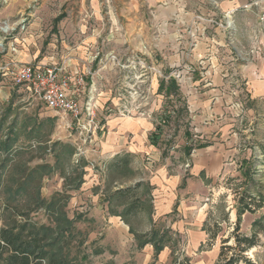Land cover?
I'll return each instance as SVG.
<instances>
[{
	"label": "rangeland",
	"instance_id": "374dc122",
	"mask_svg": "<svg viewBox=\"0 0 264 264\" xmlns=\"http://www.w3.org/2000/svg\"><path fill=\"white\" fill-rule=\"evenodd\" d=\"M2 3L0 0V26L5 23L17 32L18 25L25 20L23 24L28 25V30L17 37L40 35L32 46L42 55L60 51L64 55L86 54V58L76 61L90 73L85 82L97 104L98 125L108 115L144 118L157 125L159 117L167 116L166 111L172 112L170 121L161 128L158 158L132 155L130 168L136 173L135 177L116 180L122 186L144 181L153 188L151 214H138L131 222L140 234L148 233L153 223L172 231L173 243L155 257L150 245L137 249L128 226L120 218L110 216L102 202L105 167L115 156H107L104 164L98 162L95 155L99 152L101 131L90 137L83 130L67 128L71 125L68 117L46 109L0 71V142L16 137L10 153L16 164L29 168L44 163L53 165L54 151L58 150L56 144H66L74 148L76 154L73 160L63 163L65 172H69L78 157L99 169H84L85 184L69 192L71 197L66 207L69 219L81 215L84 220L76 227L87 233L86 251L100 249L102 252L90 257L91 264H223L219 255L224 248L228 250L222 251V260L234 256L239 258L238 264H264V95L252 96L237 73V83L227 92L231 104L224 107V126H229L227 137L220 133L215 135L216 131L213 140L197 139L185 91L180 87L179 97L170 99L157 92L167 72L180 86L176 77L187 71L197 78V68H201L200 64L188 68L181 62L180 53L192 49L193 43L183 44L181 36L187 27L175 26L173 15L166 16L167 0H5V4ZM253 9L258 16L259 8ZM196 17L197 23H203L204 32L211 33L210 26L214 24L209 23L210 19ZM59 31L64 35L63 42L58 38ZM259 32L264 38L263 26L256 34ZM263 42L258 43L255 52H260V59L264 61ZM247 49L250 53L251 49ZM167 56L174 59L171 67ZM257 56L250 53L246 62L234 59L238 65L249 67L258 62ZM3 63L0 58V68ZM45 144L51 152L43 150ZM198 144H208V147L216 144L228 152L217 177L206 178L204 172L198 177L190 175L186 163L193 151L186 156L183 149L192 146L197 150ZM4 158L5 154L0 152V161ZM161 169L168 177L177 176L179 172L181 180L169 212L158 216V194L166 188L151 185L150 177ZM6 180L7 175L0 187V207L10 196L7 190L12 183ZM186 180L191 182L190 186ZM62 186L59 172L44 178L41 197L49 199L55 192L62 191ZM19 199L23 202L25 197ZM246 204L248 210H245ZM30 219L38 224L48 223L41 210L31 213ZM213 233L216 236L211 240ZM253 236L255 245L240 254L243 246L237 245L236 238Z\"/></svg>",
	"mask_w": 264,
	"mask_h": 264
},
{
	"label": "crops",
	"instance_id": "0c3cea01",
	"mask_svg": "<svg viewBox=\"0 0 264 264\" xmlns=\"http://www.w3.org/2000/svg\"><path fill=\"white\" fill-rule=\"evenodd\" d=\"M253 1L167 0L168 5L164 10L166 16L173 15L175 26L187 27V31L183 32L181 36L183 44H190V41L193 43L192 49L188 48L180 53L181 62L188 68L196 67L199 64L201 66V68H197L199 71L197 78L191 77L187 71L182 76L176 77L179 78L178 82L181 84L178 85L179 88L181 87L188 97V113L192 130L197 134L195 136L197 139L205 137L207 140H213V134L216 131L218 132L215 135L220 133L221 136L227 137L229 126H224L226 123L224 107L231 104V97L227 92L233 89V84L237 83L235 77L237 78L239 73L252 96L264 95V61L260 59V52H255L258 43H262L264 38L260 36V32L256 34L262 25L259 23L258 16L254 14V7H248ZM197 15L214 22H226L228 27L220 28L212 25L210 26L211 33L206 34L205 28L202 27L203 23L196 21ZM58 34V38L63 42L64 35L60 31ZM39 37L40 35L35 37L27 35L25 38H18L15 46V58L21 63L45 65H60L64 59L69 58L66 65L69 70L76 72L86 70L84 65H80L76 61L78 58H86V54H83L84 56L82 54L77 56L73 53L64 55L60 51L59 54L42 55L38 49L32 46L35 39ZM3 47L4 51L1 52L2 49H0V58L5 64L10 61L12 55L6 44ZM246 47L251 49L249 52L253 57L258 55V62L249 67L244 64L238 65L234 59L246 62V58L250 54ZM167 64L169 67L173 66L174 59L167 56ZM167 75L173 77L170 74ZM173 78L175 79V77ZM99 125L102 140L99 142V152L95 156L100 164L104 163L107 156H117L121 153L131 156L151 155L154 160L158 158V146H152L148 140L150 134L155 130V125L151 120L137 117L127 118L123 115L110 117L108 115ZM227 153L223 147L220 149L216 144L193 150L187 159L188 163H186L189 165L190 175L198 177L201 172H204L206 178L217 177L222 169L223 157ZM165 173V170L161 169L150 177L151 185L166 188L164 192L158 194V207L156 208L158 216L169 212L176 199L174 191L181 180L179 172H177V176L173 177H168ZM157 175L162 178V182L158 180ZM186 181L187 186H190L191 182Z\"/></svg>",
	"mask_w": 264,
	"mask_h": 264
},
{
	"label": "trees",
	"instance_id": "16d2710c",
	"mask_svg": "<svg viewBox=\"0 0 264 264\" xmlns=\"http://www.w3.org/2000/svg\"><path fill=\"white\" fill-rule=\"evenodd\" d=\"M167 74L168 72L159 82L158 94L166 99L179 97L176 80ZM170 113L172 112L166 111L167 116L158 118V124L148 138L152 146H158L162 125L170 121ZM185 136L189 138V134L185 133ZM16 142L15 136L12 139L7 137L0 142V152L5 154V158L0 161V187L6 175V181L12 183V187L7 190L10 193L9 198L0 207V264H91L90 257L98 256L102 252L100 249H95L91 253L86 251L87 233L76 227L77 223L84 220L81 215L69 219L66 207L71 197L69 192L77 191L84 183V169L92 168L94 171L99 169L85 161L83 157H78L69 172H65L63 163L73 160L76 154L75 149L66 144H56L58 150L54 151L53 165L44 163L32 168L23 167L15 163L13 156L10 157ZM208 146L198 144L196 149ZM43 150L51 152L47 144ZM183 150L185 155L189 156L194 148L185 146ZM131 158L129 154L117 155L105 167L107 172L102 202L106 204L110 216L120 218L128 226V232L133 236L137 249L150 245L154 256L157 257L165 247L173 243V233L169 228L156 223H153L150 231L145 234L134 230L131 219L138 214L152 212L153 188L144 181L126 186L117 183L116 180H129L135 177L136 173L130 168ZM56 172H59L63 179L62 191L55 192L49 199H44L40 194L41 182ZM183 186L184 182L181 187ZM21 196L25 197L23 202L19 199ZM248 207L246 204L245 210H248ZM40 210L47 216V224H38L30 219L31 213ZM215 236V233L211 234L210 239L213 240ZM254 237L236 238L237 245L243 246L239 250L240 254L255 245ZM222 251L219 260L223 261V264H238L239 258L234 256L222 260Z\"/></svg>",
	"mask_w": 264,
	"mask_h": 264
},
{
	"label": "built area",
	"instance_id": "2783aa9c",
	"mask_svg": "<svg viewBox=\"0 0 264 264\" xmlns=\"http://www.w3.org/2000/svg\"><path fill=\"white\" fill-rule=\"evenodd\" d=\"M5 0H3L2 4ZM248 7H258V20L264 27V0H254ZM31 16L30 13L28 15ZM25 20L18 25L16 32L11 26L3 23L0 26V49L4 51V43L11 53L9 62L3 64L0 71L9 75L13 84L23 89V91L38 99L48 110L68 117L71 125L69 129L83 130L88 136L94 137L100 126L97 124V104L93 99L91 92L87 91L85 78L90 75L88 70L76 72L67 68L69 58L64 59L60 65L57 64H28L21 63L15 58V46L18 35L27 32ZM220 28L228 27L226 22H214L209 20Z\"/></svg>",
	"mask_w": 264,
	"mask_h": 264
}]
</instances>
